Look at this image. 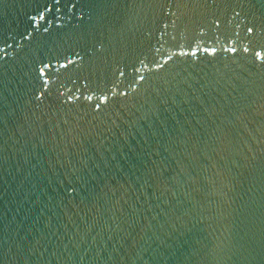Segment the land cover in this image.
I'll use <instances>...</instances> for the list:
<instances>
[{"label": "water", "instance_id": "95a60500", "mask_svg": "<svg viewBox=\"0 0 264 264\" xmlns=\"http://www.w3.org/2000/svg\"><path fill=\"white\" fill-rule=\"evenodd\" d=\"M0 264H264V0H0Z\"/></svg>", "mask_w": 264, "mask_h": 264}]
</instances>
